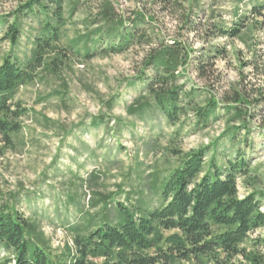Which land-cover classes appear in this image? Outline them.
<instances>
[{"label":"rangeland","instance_id":"1","mask_svg":"<svg viewBox=\"0 0 264 264\" xmlns=\"http://www.w3.org/2000/svg\"><path fill=\"white\" fill-rule=\"evenodd\" d=\"M27 1L0 0V18L7 21L0 23V64L6 55L20 61L30 56L43 17L19 14L18 8ZM115 1L124 18L135 10L145 12L153 16L166 40L179 37L191 48L188 80L182 81L187 90L193 85L202 95L195 104L203 107L210 96L221 103L239 94L247 104L246 123L219 108L204 123L187 109L170 124L145 93L144 82L137 80L146 47L84 58L66 46L86 33L83 19L93 13L96 1L71 16L66 6L60 70L56 75L41 70L17 90L14 103L25 111L17 121L20 130L10 145L0 137V205L38 224L49 257L66 263L72 252L71 227L89 219L113 221L118 204L145 212L159 207L162 182L185 154L200 148L207 149L204 171L211 157L224 167L236 151L244 154L250 171L237 179L238 197L254 193L264 211V9L254 10L264 7V0H197L193 21L199 25L193 32L153 0ZM17 15L20 38L10 47L4 37ZM238 20L244 28L236 38L217 36L211 29L213 24L229 29ZM212 47L220 54L206 58L204 51ZM137 98L152 107L128 113ZM231 127H239L233 139ZM240 247L264 255V227L250 233ZM12 255L0 245V261ZM232 263L245 262L237 257ZM201 264L212 262L205 259Z\"/></svg>","mask_w":264,"mask_h":264},{"label":"trees","instance_id":"2","mask_svg":"<svg viewBox=\"0 0 264 264\" xmlns=\"http://www.w3.org/2000/svg\"><path fill=\"white\" fill-rule=\"evenodd\" d=\"M93 1L28 0L18 8L19 14L31 13L43 19L38 21L39 32L33 38L30 56L20 61L16 56L6 55L0 64V137L4 145L12 143V136L20 130L17 121L25 115L24 109L14 103L17 90L33 81L41 70L56 75L63 64L60 45L66 24L65 7L71 16ZM95 1L93 13L83 19L86 33L71 40L66 48L92 58L146 47L137 80L144 82L145 93L170 124L176 123L187 109H193L198 121L204 123L219 108L235 114L239 123H246L247 104L239 94L221 103L210 96L203 107L195 104L194 100L202 95L191 84L187 90L182 81L188 80L186 68L192 50L181 38L166 40L153 16L145 12L135 10L124 18L117 11L115 0ZM186 2L189 5L180 0H153V4L172 11L175 20L193 32L199 25L193 21L197 18V0ZM262 9L261 5L254 7ZM19 16L8 26L4 37L10 47L20 38ZM6 22L0 18V23ZM241 22L238 20L229 29L213 24L211 29L217 36L236 38L244 28ZM204 52L206 58L220 54L213 47ZM139 100H134L136 106L127 107L128 113L152 107L149 101ZM184 100L186 103H182ZM230 130L233 139L239 127ZM206 153V148H200L185 154L180 166L162 182L161 205L152 211L118 204L113 221L104 218L93 223L89 219L71 227L72 252L68 253L67 263L49 257L38 224L0 205V245L13 252L11 258L0 264H173L175 261L201 264L205 259L212 264H233L237 257L244 260L243 264H264V255L240 247L250 233L264 227V211L256 195L238 197L237 179L248 175L249 161L236 151V156L228 159L224 167L217 166L211 157L204 171Z\"/></svg>","mask_w":264,"mask_h":264}]
</instances>
